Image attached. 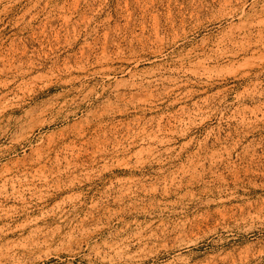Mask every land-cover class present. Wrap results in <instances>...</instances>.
<instances>
[{
    "label": "rangeland",
    "instance_id": "374dc122",
    "mask_svg": "<svg viewBox=\"0 0 264 264\" xmlns=\"http://www.w3.org/2000/svg\"><path fill=\"white\" fill-rule=\"evenodd\" d=\"M196 240L264 264V0H0V264Z\"/></svg>",
    "mask_w": 264,
    "mask_h": 264
},
{
    "label": "bare ground",
    "instance_id": "6f19581e",
    "mask_svg": "<svg viewBox=\"0 0 264 264\" xmlns=\"http://www.w3.org/2000/svg\"><path fill=\"white\" fill-rule=\"evenodd\" d=\"M136 76H138V75H136ZM124 86H127L129 89H132V88L139 87V84L136 81V82L133 83V85L132 84H124ZM144 90L146 91V89H144ZM139 91H141V89ZM72 115H73V113L67 114L66 115V119H69ZM44 125H45V123H43V122L41 124H39V126H44ZM187 246L190 247V250L188 251V254L184 256V258H183V264H196L197 262L194 263L193 261H194V259H196L198 257L199 254L198 253H195L194 250L199 247V243L196 240V241L191 242Z\"/></svg>",
    "mask_w": 264,
    "mask_h": 264
}]
</instances>
